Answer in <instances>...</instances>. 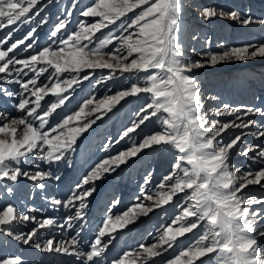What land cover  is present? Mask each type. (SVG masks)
I'll list each match as a JSON object with an SVG mask.
<instances>
[{
	"label": "snow or ice",
	"instance_id": "snow-or-ice-1",
	"mask_svg": "<svg viewBox=\"0 0 264 264\" xmlns=\"http://www.w3.org/2000/svg\"><path fill=\"white\" fill-rule=\"evenodd\" d=\"M77 3L78 0H72L70 6L61 9L62 18L58 17V22L50 26L47 39L41 42L39 29L49 20L45 9L59 5L60 0H0V30L16 26L0 40V85L18 86V90L17 87L0 86V137H3L0 138V181L4 182L0 188L6 189L11 196L13 186L21 177L26 178L32 182L33 188L40 190L43 199L50 201L55 211L63 209L66 213L63 217L45 216V209L35 206L20 213L14 204L9 203L0 209V235L44 253L71 257L56 258L58 264H148L162 251L172 248L178 238L191 233L196 237L194 241L168 264H213V261L214 264H264V241L258 239L264 237V230L257 233L255 227L264 209L252 212L245 207L253 203L264 204V197L248 199L238 195L248 185L264 187L261 184L264 169L249 171L238 178L231 171L229 157L241 135L223 146L217 140L226 129L248 128L256 122L210 121L202 89L197 80L188 75L208 65L264 58V43L225 47L221 54L200 53L201 60L190 61L184 56L183 0H95L91 6L80 9L79 16L98 17L96 22L72 20ZM138 8L141 10L137 15L127 16ZM200 14L206 21L220 16L245 27L257 22L264 24V19L253 16L251 9L227 11L211 6L202 8ZM117 21H120L117 27L102 33V29L116 25ZM73 23L76 24L75 30L70 29ZM21 25L30 26L26 34L3 49V44L11 40ZM97 33L101 35L97 36ZM192 39L197 37L193 35ZM109 45L112 48L104 51ZM192 51L195 52V48ZM24 52H28V56L20 58ZM85 69H108V75L102 76V80L113 79L117 73L121 76L145 75L126 90L99 100L85 99L78 110L68 114L70 97L76 91L74 85L79 86L92 75L91 72L85 73ZM44 73H48L47 83L40 80ZM65 73L69 74L68 77L62 78ZM139 94L150 96V102L135 113L139 119H133L116 138L109 135L106 141H101L98 151L110 152L126 138L131 146L95 163L69 195L49 197L44 182L60 181L59 170L64 166L73 167L78 140L85 133L88 134L85 140L91 137L106 117L113 119L117 115V105L121 101ZM49 95L56 100H46ZM209 98L217 99L214 95ZM213 111L217 116H225L239 113L242 108H230L225 104L223 110ZM250 113L264 115V102L262 106L243 110V115ZM61 116L62 120L57 119ZM151 117L156 118L160 129L147 134L137 144L130 134L136 133ZM236 118L240 119L239 116ZM253 135L264 137V130ZM153 146L175 150L172 171L156 186L155 207L172 204L180 211L170 219L162 234L154 237L155 242L150 245L140 243L139 250L124 251L109 260L106 253L114 243L112 234L135 223L139 216L151 213L153 206H146L141 201L135 209L130 208L114 217L108 215L94 239L81 236L85 227V210L98 190L97 182L119 175L122 166L131 167L136 157ZM255 147L259 148V145ZM252 151L250 146L242 154L255 159L249 156ZM257 155L264 160V149ZM24 165L32 167L26 170ZM53 165L55 172L51 170ZM151 179L152 172H147L140 188L143 200H153V194L145 190ZM180 193L184 194L182 200L174 199ZM3 195L0 192V196ZM140 196L136 199L140 200ZM118 203L119 197L113 198L107 210L110 212ZM33 212L41 215H33ZM76 221L81 223L77 226ZM16 222L28 230H17ZM42 230L49 233L50 238L45 241L40 240ZM56 231L60 233L59 240L52 235ZM106 236L109 238L103 239ZM39 259L40 264H44L45 259L53 257ZM0 264L29 262L17 256L0 258Z\"/></svg>",
	"mask_w": 264,
	"mask_h": 264
},
{
	"label": "rangeland",
	"instance_id": "rangeland-1",
	"mask_svg": "<svg viewBox=\"0 0 264 264\" xmlns=\"http://www.w3.org/2000/svg\"><path fill=\"white\" fill-rule=\"evenodd\" d=\"M94 2L95 0H78L76 6L77 10L74 11L72 20L79 21L87 19L88 22L98 21V17L83 18L79 16L80 9H83L85 6H91ZM71 4L72 0H60L59 5H53L45 9V12L49 13V20L46 25H43L39 29L41 42L47 39L49 28L51 25L58 22L57 18H62L63 13L61 9ZM211 6L224 8L227 11H244L245 9H251L253 16L264 19V0H183L182 21L185 40L184 56L188 60H201L202 57L199 55L200 53L221 54L225 50V47L238 46L250 42L264 43V24L257 22L245 27L233 22L227 17L220 16L206 21L200 13L202 8ZM140 10L139 8L134 9L133 12H129L127 16L129 18L134 17ZM43 14L44 13L41 15ZM119 23L120 21H117L116 25H109L108 29H102V33L106 34L109 29L117 27ZM13 27L16 26H8L0 30V40H3L6 33ZM29 27V25H21L20 30L16 31L11 40L3 44L2 48L6 49L11 43L23 38ZM70 29L75 30L76 24H70ZM116 34L119 35L120 33L117 32ZM96 35L100 36L101 33H97ZM193 35H195L197 39L193 40ZM208 41H210V43ZM111 48L112 45H109L104 51H109ZM193 48H195V52L192 51ZM28 54V52L21 53L20 58H24L28 56ZM51 71L52 70L49 69V72ZM84 72H91L92 75L89 80L82 81L79 86L74 85L76 91L73 92L70 97L71 104L68 105V114H72L73 111L78 110L85 99L95 98L99 100L106 95H113L119 90H126L130 88L131 84L137 83L145 75L144 73H139L135 76L131 74H124L121 76L117 73L113 79L102 80V76L108 75V69H85ZM30 75L34 74L30 73ZM68 75L69 74L65 73L62 78H66ZM81 75H84V73H81ZM188 75L193 76L202 89L204 94V107L210 121L219 120L222 123L235 121V123H241L242 121L252 120L256 122L248 128L231 127L217 137L220 145L223 146L237 135H241V140L233 150H230L229 161L231 171L235 172L239 178L249 171L255 172L264 169V160L257 155L259 150L264 149V137L253 135L254 132L264 130V115L258 113L243 115V110L246 109V107H259L262 106V102H264V58H256L243 63L227 62L220 63L216 66L208 65L200 69H195L188 73ZM47 76L48 73H44L40 80L47 83ZM0 86L9 88L17 87L18 90V86L15 85L3 84ZM65 95L68 94L65 93ZM213 95L217 97L216 100H211L209 98ZM257 97H260V100H258ZM45 99L50 102L56 100V98L51 95ZM147 102H150V96L148 94L128 97L126 101H121V104L117 105V109L119 110L117 115L113 117V119H107L106 117L103 123L98 122L100 123V127L87 140L84 139V137L88 136V134L85 133L84 137H81L77 142L79 148L77 153L73 156L75 164L71 168L64 166L59 170L58 174L61 175L60 181H55L54 179L46 180L44 182L47 185L45 193L49 197L54 195L57 198L69 195L73 186L80 181L83 176L87 175L88 171L95 163L99 162L107 155H115L119 150L130 147L131 142L126 138L124 141L116 144L110 152L98 151V145L101 141H106L109 135L116 138L117 134L122 132L125 126H130L133 119H139L135 113ZM225 104L230 108H242V111L234 115L217 116L213 109L223 110ZM117 109L113 111H117ZM57 111L59 112L61 109H57ZM53 115L55 116V114ZM108 115L111 116V113ZM237 116H239L240 119H237ZM57 119L62 120L63 116ZM159 129L160 125L158 121L155 117H151L150 121H147L145 125L137 129L136 133L130 135L138 144L147 134L154 133ZM89 131H91V129ZM257 145H259V148L255 147ZM250 146L253 148V151L249 153V156L255 157V159H249L242 154ZM174 152L175 150L171 148L164 150L158 146H153L152 149L145 150L136 157L135 163H132L131 167L122 166L123 171L120 172L119 175L97 182L98 190L94 196L90 198L89 207L85 210L86 220L83 222L85 227L81 231V236L86 239H94L98 228L103 226V220L106 219L108 215L114 217L117 214H123L124 211L130 208L135 209L136 205L141 201L146 206H153V211L151 213L146 216H139L135 223L127 226L125 229H117V231L112 234L114 243L111 249L106 253L109 260L120 255L124 251L139 250L138 246L140 243H147L150 245L155 242L154 237L162 234L164 227L168 226L170 219L180 211L179 208H173L172 204L157 208L154 203L156 199V186L172 171ZM24 167L27 170L31 168L32 165H24ZM44 167L47 169V165ZM51 170L54 172L56 171L55 165H53ZM147 172H152L151 183L145 188L146 191L153 194V200L151 201L143 200V197L140 196V188ZM238 182L242 181L238 179ZM3 183L4 182L0 181V184ZM261 184H264V181H261ZM13 187L14 194L11 196L7 194L6 189L0 188V192L4 193L3 196H0V209L11 203L16 206L17 211L20 213L27 212L29 207L35 206L37 208H44L45 212L43 215L45 216L63 217L66 215L63 209L59 212L55 211L50 201L43 199L40 190L33 188L32 182L26 178L21 177L18 183ZM238 195H242L248 199H259L264 197V187H261L260 184L248 185L241 193H238ZM138 196H140V200L136 199ZM183 196L184 194L180 193L174 199L182 200ZM115 197H119V203L115 207H112L109 212L107 210L108 205ZM245 207H248L250 211L254 212L256 209H264V204L253 203L251 205H245ZM136 210L138 211V209ZM32 214L37 216L41 215V213L38 212H33ZM79 223L81 222H75L77 226ZM16 226L17 230H28L27 227L19 222H16ZM255 227L257 233L264 230V214L261 215ZM72 234H75V232ZM52 235L55 236L57 240L61 238L59 231L53 232ZM48 238H50L48 230H42L40 240L45 241ZM108 238L109 237L106 236L103 239L107 240ZM195 238L196 237L191 233L186 234L185 237L178 238L172 248L167 251H162L160 256L152 258L149 260L148 264H153V261H155L156 264H168V261L174 259L183 248L190 246ZM258 239L264 241V237H258ZM4 240L8 242L6 244L0 243V258H15L20 256L23 257L25 261H28L29 264H32V262L40 264L39 258L42 257H53L51 260L45 259L44 264H58V259L56 258H71L64 257L61 253H44L35 248L18 243L7 236L0 235V241ZM165 247L167 246L165 245Z\"/></svg>",
	"mask_w": 264,
	"mask_h": 264
}]
</instances>
